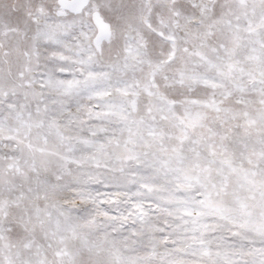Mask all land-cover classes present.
<instances>
[{
    "label": "snow or ice",
    "instance_id": "6c2138e0",
    "mask_svg": "<svg viewBox=\"0 0 264 264\" xmlns=\"http://www.w3.org/2000/svg\"><path fill=\"white\" fill-rule=\"evenodd\" d=\"M0 264H264V0H0Z\"/></svg>",
    "mask_w": 264,
    "mask_h": 264
}]
</instances>
